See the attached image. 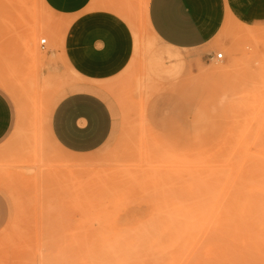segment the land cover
Instances as JSON below:
<instances>
[{"label":"rangeland","instance_id":"rangeland-1","mask_svg":"<svg viewBox=\"0 0 264 264\" xmlns=\"http://www.w3.org/2000/svg\"><path fill=\"white\" fill-rule=\"evenodd\" d=\"M100 1L131 14L140 9V0ZM214 1L202 9L203 16L213 15L206 17L208 42L200 50H179L177 78L152 74L150 60L167 50L140 31V45L122 70L91 81L74 74L59 54L48 55L65 30L42 28L43 19H56L39 0H0V93L13 110L0 142V264H133L138 253L150 251L158 258L146 264L264 262L241 255L235 234L211 233L224 227L203 219L154 248V240L128 250L119 241L126 229L167 225L176 209L186 212L202 197L205 148L196 128L205 122L194 114L202 102H215L216 132L224 133L228 88L253 60L264 80V0ZM229 40L234 56L224 51ZM233 57L235 69L215 71ZM76 91L92 97L68 109L90 117L77 151L59 145L50 130V106ZM72 118L66 116L67 125Z\"/></svg>","mask_w":264,"mask_h":264},{"label":"bare ground","instance_id":"bare-ground-1","mask_svg":"<svg viewBox=\"0 0 264 264\" xmlns=\"http://www.w3.org/2000/svg\"><path fill=\"white\" fill-rule=\"evenodd\" d=\"M140 1L143 5L147 0ZM39 2L48 12L42 0ZM67 24L66 20L41 21L42 28L46 30L49 27H64L65 30ZM134 38L137 49L140 45L139 37L136 34ZM40 40L45 42V39ZM163 46L167 51L154 55L153 60H150L151 72L157 78L175 79L183 67L180 49L165 44ZM224 51L232 56L236 54L237 49L232 40L227 42ZM236 66L233 57L230 58L228 66L218 65L214 69L223 74ZM71 71L76 74L72 69ZM247 71L244 78L236 80L224 95L229 119V129L226 132H216L218 109L215 102H202L200 109L194 114L198 122H205L196 128L205 148V158L201 160L204 168L201 177L202 197L200 195L196 198L186 212L176 209L174 217L167 225L157 222L124 230L119 237L123 244L122 249H134L138 243L153 240L151 245L154 248L162 237H172L184 232L186 225L194 219H203L210 226L224 227L210 230L211 233L235 234L239 241L237 251L241 255L264 257V80L261 78L262 70L255 60L248 64ZM64 96L56 100L50 108L53 109ZM246 124H251L252 131H244ZM157 258L154 251L147 254L141 252L132 259V263H153Z\"/></svg>","mask_w":264,"mask_h":264},{"label":"crops","instance_id":"crops-1","mask_svg":"<svg viewBox=\"0 0 264 264\" xmlns=\"http://www.w3.org/2000/svg\"><path fill=\"white\" fill-rule=\"evenodd\" d=\"M48 13L56 20H66L59 54L77 75L91 81H103L119 73L135 48L134 36H150L158 44L180 50H200L208 42L207 18L203 5L213 6L214 0H147L140 9L130 13L119 3L102 4L100 0H42ZM197 10H196V9ZM209 11V8H204ZM138 19L141 20L139 24ZM92 98L83 91L64 96L55 105L50 122L51 133L63 147L82 149L83 133L89 115L69 111L78 101ZM94 102L92 99H90ZM73 118L66 124V116ZM75 114V115H74ZM12 105L0 93V142L9 133L13 119ZM101 136V134L99 135ZM71 149V150H72ZM0 225H5L0 220Z\"/></svg>","mask_w":264,"mask_h":264},{"label":"built area","instance_id":"built-area-1","mask_svg":"<svg viewBox=\"0 0 264 264\" xmlns=\"http://www.w3.org/2000/svg\"><path fill=\"white\" fill-rule=\"evenodd\" d=\"M44 40H40V49H43L44 48ZM221 58V54H216L215 55V59H220Z\"/></svg>","mask_w":264,"mask_h":264}]
</instances>
